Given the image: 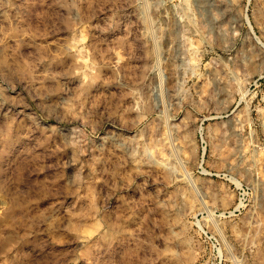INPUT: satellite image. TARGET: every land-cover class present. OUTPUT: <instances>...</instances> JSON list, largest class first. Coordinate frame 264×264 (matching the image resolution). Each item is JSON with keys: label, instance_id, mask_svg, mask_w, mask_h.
I'll return each instance as SVG.
<instances>
[{"label": "rangeland", "instance_id": "1", "mask_svg": "<svg viewBox=\"0 0 264 264\" xmlns=\"http://www.w3.org/2000/svg\"><path fill=\"white\" fill-rule=\"evenodd\" d=\"M0 264H264V0H0Z\"/></svg>", "mask_w": 264, "mask_h": 264}, {"label": "bare ground", "instance_id": "2", "mask_svg": "<svg viewBox=\"0 0 264 264\" xmlns=\"http://www.w3.org/2000/svg\"><path fill=\"white\" fill-rule=\"evenodd\" d=\"M196 9V8H195ZM194 10V9H193ZM200 10L201 9H199V12H200ZM197 11V10H196ZM193 12V11H192ZM194 12H195V10H194ZM203 13V11L201 12V14ZM194 14V13H193ZM204 14V13H203ZM196 15V14H195ZM195 15H193V16H195ZM199 15V14H198ZM197 17H199V16H197ZM201 17V16H200ZM195 18V17H194Z\"/></svg>", "mask_w": 264, "mask_h": 264}]
</instances>
